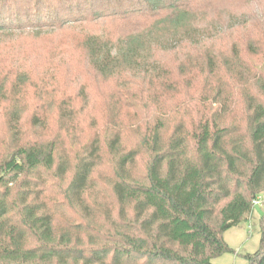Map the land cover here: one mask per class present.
I'll list each match as a JSON object with an SVG mask.
<instances>
[{
    "label": "trees",
    "instance_id": "trees-1",
    "mask_svg": "<svg viewBox=\"0 0 264 264\" xmlns=\"http://www.w3.org/2000/svg\"><path fill=\"white\" fill-rule=\"evenodd\" d=\"M197 1L0 0V33L37 39L96 26L115 36L88 34L82 43L102 80L141 73L154 104L158 91L180 96L185 86L187 96L193 82L201 96L194 118L179 112L180 102L128 135L117 119L127 100H117L101 133L93 123L81 127L71 96L44 116L36 100L31 113L22 95L30 70L21 65L31 61L36 79H53L56 69L50 55H16L20 66L0 77V264H214L233 252L224 232L248 220L264 195V67L246 61L264 60V32L240 38V51L219 61L207 28L193 20ZM168 39L180 41L174 51L189 50L170 67L152 51ZM209 102L216 107L208 110ZM26 116L30 128L22 129ZM244 258L264 264V222L258 249Z\"/></svg>",
    "mask_w": 264,
    "mask_h": 264
},
{
    "label": "rangeland",
    "instance_id": "rangeland-1",
    "mask_svg": "<svg viewBox=\"0 0 264 264\" xmlns=\"http://www.w3.org/2000/svg\"><path fill=\"white\" fill-rule=\"evenodd\" d=\"M193 7L195 8L193 20L195 24L197 23V27L203 28L204 26V28H207L205 30L210 34L207 42L208 50H212L219 61L230 57L234 49L238 50L240 48V44H238L240 38L244 36L255 38V34L260 35L259 32H264V0H199L195 2ZM106 26L110 27L109 25ZM71 27L73 28L62 33H56L54 36L51 34L47 38L37 39L32 38V35L28 32L23 33L22 31L0 33L1 79H3L2 72H8L7 69H11L13 65L15 67L20 66L18 65L19 60H17V64H14L13 58L16 55L20 57L23 54H45L44 58L46 55H50V64L56 69V71L52 70L49 74L55 72L53 79L49 78L48 75L44 77L42 74L36 79L35 65L33 67L31 61L21 65V67H29L25 70H30V82L27 83L28 87L22 95L28 99L26 105H32L30 107L31 113L36 106V100H40L39 103L43 105L40 113L44 116L56 110L60 96L61 98L63 95L67 98L71 96L72 99L76 100H73L72 106L76 108V112H79L78 118L81 127L87 129L93 123L97 126V130L102 133L107 130L108 123L106 119L110 120L116 114L115 111L111 112V105L117 100L124 99L127 100V104L123 112L119 113L117 119L124 126L126 135L130 134L135 127H140L143 130L146 122L151 126L154 117L160 116V111L161 114L171 116L174 107L179 105L180 102H182V106L179 107V112H187L192 115L190 117H195V105L198 104L195 102H198L201 97L196 93L199 86L195 82L191 84L192 88L189 89L192 91L187 96L184 95L185 86L178 89V92H182L180 96L178 93L173 95L174 92H169L162 98L164 93L158 91L156 95L158 101H156L157 104H154L152 99L154 95L147 93L148 85L142 79L143 74L136 72L131 75L120 72L119 77L102 80L95 72L90 70L87 55L82 46L83 41L88 34L108 36L109 39L114 40L115 36L112 32H98L99 28L96 26L71 25ZM206 31L203 30V32ZM9 33L12 34L9 36L4 35ZM167 42L162 41L155 44L152 51L154 52V59L165 62L170 67L181 60L180 54L184 53V50L187 53L189 50L178 49L174 51L173 49L178 46L180 41L171 42L168 39ZM185 42L187 41H183V43ZM182 46L187 48L188 44ZM259 47L264 50V36L261 37ZM247 60H249L248 63L251 67H255L257 71L264 67V60L260 61L261 63L252 58H246ZM222 74H224L223 70L218 73L219 78L222 77ZM85 78L89 80L82 96L79 91ZM219 78L213 77L210 81L215 82ZM225 81L229 86L237 85L229 77ZM124 83L131 85L127 86L126 89L121 88V85H125ZM82 97L83 101L80 100ZM175 102L177 103L175 104ZM239 106L237 110H239ZM214 107L216 106L212 105L211 102L206 105L208 110ZM189 115H186V118ZM233 115L238 114L235 111ZM56 124V119L53 120L49 117L48 128L54 129ZM187 127L188 131L191 132L189 121ZM21 128H30L29 116L21 121ZM45 132L41 133L42 137H44ZM3 133L4 131L0 135L3 136ZM144 162L145 158L139 160L137 166L139 175L143 173ZM256 201L248 220L224 232L223 238L233 252L225 253L214 259L212 261L214 264H249L244 256L251 255L258 249L260 226L261 222H264V195H260Z\"/></svg>",
    "mask_w": 264,
    "mask_h": 264
},
{
    "label": "built area",
    "instance_id": "built-area-1",
    "mask_svg": "<svg viewBox=\"0 0 264 264\" xmlns=\"http://www.w3.org/2000/svg\"><path fill=\"white\" fill-rule=\"evenodd\" d=\"M257 201H254L253 205L256 204Z\"/></svg>",
    "mask_w": 264,
    "mask_h": 264
}]
</instances>
